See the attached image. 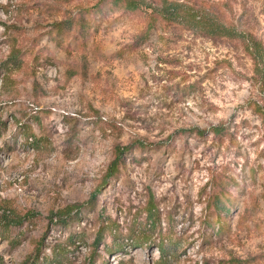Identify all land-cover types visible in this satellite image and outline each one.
<instances>
[{"label": "rangeland", "instance_id": "374dc122", "mask_svg": "<svg viewBox=\"0 0 264 264\" xmlns=\"http://www.w3.org/2000/svg\"><path fill=\"white\" fill-rule=\"evenodd\" d=\"M179 1L219 11L264 46V0ZM149 13L114 0H0V214L21 219L0 223V264H264L252 60L236 39L160 18L147 30Z\"/></svg>", "mask_w": 264, "mask_h": 264}, {"label": "trees", "instance_id": "16d2710c", "mask_svg": "<svg viewBox=\"0 0 264 264\" xmlns=\"http://www.w3.org/2000/svg\"><path fill=\"white\" fill-rule=\"evenodd\" d=\"M114 2L122 4L123 9L126 11H136L141 8L150 10L147 30L152 27V21L154 19L160 18L163 21L180 24L200 36L211 39L229 38L238 40L252 60V79L254 84L257 85L262 100V103H255L254 111L259 115L262 126L264 127V46L255 35L239 30L233 23L224 21L219 11L206 7L205 5H190L186 1L179 0H114ZM60 24L61 22H58L56 26ZM13 61H15L14 58ZM195 130L198 134L205 133L204 130L199 128ZM210 131L214 135H221V133L226 131V125L224 122H221L211 126ZM138 144L141 145V143ZM121 153L122 148L118 147L115 151L114 159L116 161H112L109 165L108 174L111 176L118 171L119 161L122 160ZM1 209L0 223L3 222L2 224L5 227L18 225L21 222L20 216L11 209L7 207H2ZM225 209L221 207V211ZM217 215H220V211L217 212ZM147 217L151 221L150 227L153 230L158 218L156 210L152 205H149L147 209ZM110 229L117 232L116 228L111 227ZM131 232L128 233L127 240L131 239L133 243L136 241L138 244L145 242L139 240L137 236H133ZM113 236L115 237V235ZM168 238L169 233L163 236L158 244L163 256L168 254L169 250L170 252L173 251L171 240ZM232 263L233 260H229L228 264Z\"/></svg>", "mask_w": 264, "mask_h": 264}]
</instances>
